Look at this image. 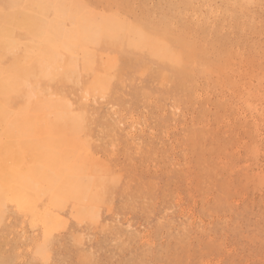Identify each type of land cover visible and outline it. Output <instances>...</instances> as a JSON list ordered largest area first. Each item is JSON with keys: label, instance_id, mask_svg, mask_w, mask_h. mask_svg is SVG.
I'll list each match as a JSON object with an SVG mask.
<instances>
[{"label": "rangeland", "instance_id": "374dc122", "mask_svg": "<svg viewBox=\"0 0 264 264\" xmlns=\"http://www.w3.org/2000/svg\"><path fill=\"white\" fill-rule=\"evenodd\" d=\"M37 1L39 10H28L40 18L47 0ZM78 1L83 9L67 34L54 22L52 47L67 66L79 52L94 54L85 56L97 72L80 65L57 81L76 95L86 130L82 144L53 155L84 168L74 182L89 188L86 196L56 192L65 204L51 222L6 204L0 264H264V0ZM117 9L128 18L124 44L99 14ZM160 39L174 63L162 59ZM25 149L29 162L34 150Z\"/></svg>", "mask_w": 264, "mask_h": 264}, {"label": "bare ground", "instance_id": "6f19581e", "mask_svg": "<svg viewBox=\"0 0 264 264\" xmlns=\"http://www.w3.org/2000/svg\"><path fill=\"white\" fill-rule=\"evenodd\" d=\"M23 2L24 0H0V219L4 218L6 214V204L12 203L23 213L34 214L31 221H36L38 216L42 215L46 222H51L52 219L55 220L58 217L54 212L56 206L62 210L61 203L62 206L65 204V197H57L56 194L58 193L56 192H59L60 190V192H62V190H64V192L66 191L70 194L72 190L73 193L78 196H86L85 192L86 189L89 188L88 186L90 183L87 182L88 184L86 187L79 182H77L78 184L74 182L77 178L82 179L85 177L86 170L84 168L71 170L68 167L70 163L69 160H63L61 155L63 161H59V158L54 157L53 155L54 147H69L71 145L78 146L82 141H79L80 138H78V135L86 130L85 114L82 110H77L72 103L73 99L76 98V95L74 93L67 94V91H65L63 86L61 89H58L57 81L70 80L72 74L80 65L81 68L90 75L97 72V67H94V63L91 59L94 58V54L86 51L85 54L82 53L83 55L79 59L80 52H77V56H73L75 57L73 65L67 66V61H69L68 57L64 56L63 53L58 50L59 47L54 46L55 44L52 42L54 40H52L54 32L51 29L55 27L54 22L58 23L57 26L58 29L60 28V33L61 30H64L67 34V31L72 28L71 25L74 24L77 15L81 13L83 9V6L78 0L43 1L40 5L41 7L46 8V10L44 16L40 18L36 17V13L33 12L34 10H32V12L28 10V8L33 5H37L38 7L37 0H26L25 4L22 5L21 3ZM20 4L22 6H20ZM34 7H32V9ZM119 7H121V4ZM35 10L37 11V9ZM58 11H60L62 15L61 18L59 17L60 14ZM109 12L110 14H106V12L103 14L99 13L101 14V21H103L104 25L109 28V30H121L122 44H124V40L127 38L125 34L127 32L124 31H126L128 26V18L126 16L119 17V9ZM89 13L91 16V12ZM58 17L60 19H58ZM98 18L100 19V16H98ZM135 20L136 16H133V24H136ZM96 26L99 29L100 25ZM97 27H95V29ZM49 30L53 33L50 34ZM56 32L57 31H55V33ZM74 32L72 33L74 34ZM110 33L112 34V32ZM105 34L106 32L104 35ZM72 36L74 37V35ZM94 37H96V35ZM71 40L72 39L69 41ZM99 40L101 41L102 39ZM63 42L64 41L62 40V44ZM90 43H92V41H90ZM52 44H54L53 47ZM159 44L163 56L162 59L168 56L170 58L169 62L174 63L175 51L169 43L160 39ZM86 54H90L91 58L89 57L90 59H88L85 56ZM35 59H37V61H35ZM109 59L110 58H107V60ZM52 61L55 62V64H52ZM27 62H31L32 66H36L31 69L28 68L30 70L28 71V69L26 70L23 68L24 64ZM25 67L27 68V66ZM104 77L101 78L102 81L105 79ZM70 83H73L76 86L79 85V82L75 83L73 80H71ZM98 83L99 82H97V84ZM94 85L99 86L96 85V83ZM101 89L102 88H100V90ZM93 90L91 92H93ZM69 130L72 131L74 137L68 134ZM22 148H26L24 151H27L28 148H31V151L34 150L31 159H25L29 162L23 160V157L26 154L24 153L25 155L23 156L21 152ZM40 149H44L47 152L41 153L39 152ZM26 163H29L31 167L23 168V165ZM47 165L51 166L53 169L59 166L62 168L66 166L67 168H63L62 174H59L60 171L56 174L52 171L47 172V169L40 170V166L46 167ZM35 168H37V171H35ZM34 171L40 173L38 178L34 177L35 174L32 176V172ZM55 178H61L55 186L57 188L54 187ZM107 178L105 179L107 180ZM39 181L45 183L49 182L50 186L49 184L47 187L44 184L41 185ZM80 186L83 187V190H81ZM68 187H70L71 190H68ZM46 195L50 196V201L58 200L57 205L54 203L52 204L49 201L47 207L42 206L41 198ZM75 197L77 196L75 195ZM45 241L47 242L48 239Z\"/></svg>", "mask_w": 264, "mask_h": 264}]
</instances>
